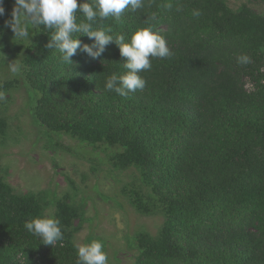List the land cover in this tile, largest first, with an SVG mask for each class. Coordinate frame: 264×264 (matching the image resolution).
Listing matches in <instances>:
<instances>
[{"label": "trees", "instance_id": "16d2710c", "mask_svg": "<svg viewBox=\"0 0 264 264\" xmlns=\"http://www.w3.org/2000/svg\"><path fill=\"white\" fill-rule=\"evenodd\" d=\"M37 11L35 117L122 145L120 162L150 176L170 212L134 264H264V15L227 0H44ZM74 218L60 202L45 219L0 177V264H91Z\"/></svg>", "mask_w": 264, "mask_h": 264}, {"label": "rangeland", "instance_id": "374dc122", "mask_svg": "<svg viewBox=\"0 0 264 264\" xmlns=\"http://www.w3.org/2000/svg\"><path fill=\"white\" fill-rule=\"evenodd\" d=\"M43 1L13 0L6 11L0 8V177L12 194L38 199L49 221L60 202L69 204L73 242L91 264H134L140 237L162 234L170 212L150 176L120 162L122 145H109L92 127L85 134L57 132L35 117L42 93L31 85L36 72L29 64ZM227 3L234 10L246 4L264 15V0Z\"/></svg>", "mask_w": 264, "mask_h": 264}]
</instances>
